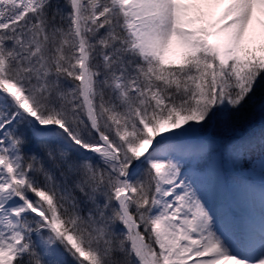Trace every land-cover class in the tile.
Instances as JSON below:
<instances>
[{"label": "snow or ice", "instance_id": "obj_1", "mask_svg": "<svg viewBox=\"0 0 264 264\" xmlns=\"http://www.w3.org/2000/svg\"><path fill=\"white\" fill-rule=\"evenodd\" d=\"M0 264H264V0H0Z\"/></svg>", "mask_w": 264, "mask_h": 264}, {"label": "rangeland", "instance_id": "obj_2", "mask_svg": "<svg viewBox=\"0 0 264 264\" xmlns=\"http://www.w3.org/2000/svg\"><path fill=\"white\" fill-rule=\"evenodd\" d=\"M257 128H259V124L258 123H257ZM245 167H247V165H245ZM253 174L255 175V177H260V173H259V168L258 167L256 168V171ZM256 185H257V187H259L260 183H256Z\"/></svg>", "mask_w": 264, "mask_h": 264}, {"label": "bare ground", "instance_id": "obj_3", "mask_svg": "<svg viewBox=\"0 0 264 264\" xmlns=\"http://www.w3.org/2000/svg\"><path fill=\"white\" fill-rule=\"evenodd\" d=\"M254 177V178H253ZM252 178L255 181V183H261V178L260 177H255L254 174H252Z\"/></svg>", "mask_w": 264, "mask_h": 264}]
</instances>
